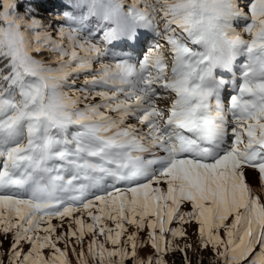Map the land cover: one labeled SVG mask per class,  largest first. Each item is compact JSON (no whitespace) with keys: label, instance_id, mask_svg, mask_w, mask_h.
I'll use <instances>...</instances> for the list:
<instances>
[{"label":"snow or ice","instance_id":"1","mask_svg":"<svg viewBox=\"0 0 264 264\" xmlns=\"http://www.w3.org/2000/svg\"><path fill=\"white\" fill-rule=\"evenodd\" d=\"M199 250L264 264V0H0V264Z\"/></svg>","mask_w":264,"mask_h":264},{"label":"rangeland","instance_id":"2","mask_svg":"<svg viewBox=\"0 0 264 264\" xmlns=\"http://www.w3.org/2000/svg\"><path fill=\"white\" fill-rule=\"evenodd\" d=\"M239 59L235 60V64H231V71L229 72L228 76L225 77V79H231V78H237L239 76H241L243 74V70H244V65H245V57L243 55V57L239 54ZM231 90L229 89V92ZM248 178L251 181V184L253 187H259V182L256 179V173L252 170L248 171ZM189 235L191 236L192 240H195L196 237L193 234V229L190 227L189 228ZM221 235L223 236V232H221ZM191 242V241H190ZM193 261L194 260H199V263L202 260H205V264H209V260L212 258V253L204 251V250H199L195 253H190ZM170 260H174L177 264H179V262L181 261V256L179 253H177L174 257H171ZM217 264H223L222 261H218Z\"/></svg>","mask_w":264,"mask_h":264},{"label":"clouds","instance_id":"3","mask_svg":"<svg viewBox=\"0 0 264 264\" xmlns=\"http://www.w3.org/2000/svg\"><path fill=\"white\" fill-rule=\"evenodd\" d=\"M229 54H230V53H229V50H228L227 46H224V47H223V55L228 56ZM245 57H246V62H247V56L245 55ZM239 58H240V57H239V54H237V55L235 56V58L233 59L232 63L235 64V60H237V59H239Z\"/></svg>","mask_w":264,"mask_h":264},{"label":"trees","instance_id":"4","mask_svg":"<svg viewBox=\"0 0 264 264\" xmlns=\"http://www.w3.org/2000/svg\"><path fill=\"white\" fill-rule=\"evenodd\" d=\"M61 2H62V0H61ZM45 14H47V15H49V17H51V14H50V13H45ZM240 55L243 57L244 54L241 53ZM244 57H245V55H244ZM245 60H246V57H245ZM245 62H246V61H245ZM192 260H193V259H192ZM176 262H177V261H176ZM176 262H175V264H177ZM179 264H180V262H179ZM193 264H205V260H202L200 263H199V260H194V261H193Z\"/></svg>","mask_w":264,"mask_h":264}]
</instances>
